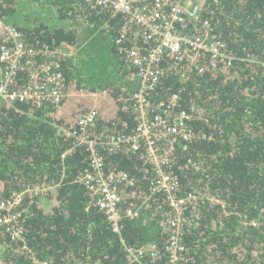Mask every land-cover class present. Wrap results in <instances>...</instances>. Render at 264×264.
Instances as JSON below:
<instances>
[{
	"label": "trees",
	"instance_id": "trees-1",
	"mask_svg": "<svg viewBox=\"0 0 264 264\" xmlns=\"http://www.w3.org/2000/svg\"><path fill=\"white\" fill-rule=\"evenodd\" d=\"M0 5L29 44L59 51L67 85L58 104L0 102V198L36 184L51 187L25 198V242L0 230V264H127L124 241L163 246L162 195L151 191L153 173L142 152L120 148L105 156L107 169L136 179L125 206L138 208L139 216L126 218L118 234L83 182L89 152L73 147L63 132L91 109L98 111L101 127L134 130L135 116L121 100L137 86L136 70L116 44L122 15L85 0ZM203 7L233 66L205 56L200 70L167 56L153 94L161 99L179 93L184 108L204 117L193 122L197 139L177 142L172 168L181 193L197 194L187 209V264H264V69L245 60H264V0H204ZM1 36L0 29V46ZM133 44L129 32L125 47ZM25 84L20 75L13 87ZM165 263L161 258L159 264Z\"/></svg>",
	"mask_w": 264,
	"mask_h": 264
},
{
	"label": "built area",
	"instance_id": "built-area-1",
	"mask_svg": "<svg viewBox=\"0 0 264 264\" xmlns=\"http://www.w3.org/2000/svg\"><path fill=\"white\" fill-rule=\"evenodd\" d=\"M92 8L120 13L123 26L116 44L125 51L128 63L136 70L137 86L121 95L123 109L135 116L132 132L118 133L99 125L98 111L83 114L76 126L63 128L65 136L73 140V147H85L89 152L90 168L83 175L84 184L94 194V205L105 215L113 232L121 234L126 218L139 216L138 208L126 207L127 188L136 179L124 170L107 169L105 156L120 148L142 152V159L151 166L152 193L162 195L160 224L166 234L163 246L156 242L130 246L124 241L127 264H187L188 251L184 242L189 222L187 209L196 199L194 192L181 193V183L172 170L178 141L189 143L199 137L193 127L196 119H203L197 109L182 105V96L174 93L168 98L155 99L153 94L161 80V64L171 56L175 63L186 62L203 69L200 61L205 56L225 62L232 67L229 55L212 21L205 17L204 0H85ZM0 102L15 106L32 101L38 106L60 103L67 96L66 77L57 61L59 51L29 44L22 31L7 22L0 5ZM129 32L135 44L125 47ZM61 53V49H60ZM264 69V60L254 56L245 58ZM22 75L26 84L13 87ZM206 138V135L202 136ZM50 186L40 184L15 190L8 198H0V230L13 240L26 241L25 198L46 194Z\"/></svg>",
	"mask_w": 264,
	"mask_h": 264
},
{
	"label": "rangeland",
	"instance_id": "rangeland-1",
	"mask_svg": "<svg viewBox=\"0 0 264 264\" xmlns=\"http://www.w3.org/2000/svg\"><path fill=\"white\" fill-rule=\"evenodd\" d=\"M35 10L37 9V7L34 8ZM58 23V22H57ZM0 254H1V251H0Z\"/></svg>",
	"mask_w": 264,
	"mask_h": 264
}]
</instances>
